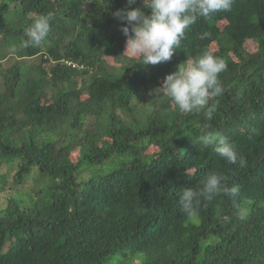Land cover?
<instances>
[{
	"label": "trees",
	"instance_id": "trees-1",
	"mask_svg": "<svg viewBox=\"0 0 264 264\" xmlns=\"http://www.w3.org/2000/svg\"><path fill=\"white\" fill-rule=\"evenodd\" d=\"M125 7L0 0V264H264V0L199 17L157 65L123 56L127 25L113 13ZM49 13L48 38L25 46ZM205 51L227 65L211 112L150 94ZM207 132L246 166L204 146ZM209 172L239 192L202 200L189 218L180 194Z\"/></svg>",
	"mask_w": 264,
	"mask_h": 264
},
{
	"label": "clouds",
	"instance_id": "clouds-1",
	"mask_svg": "<svg viewBox=\"0 0 264 264\" xmlns=\"http://www.w3.org/2000/svg\"><path fill=\"white\" fill-rule=\"evenodd\" d=\"M234 0H142L140 7L132 8L136 0H127V7L119 9L113 16L127 26L121 31L125 35L124 54L139 57L142 65H157L168 62L185 38L186 30L199 17L210 18L214 13L230 11ZM149 10V14L145 13ZM52 13L40 16L27 32L25 46H39L51 32ZM131 33V34H130ZM207 36L208 34L205 33ZM226 62L207 51L190 63L182 64L175 72L164 78L162 84L151 90L152 95L164 96L181 112L194 110L211 112L215 104L210 100L223 94L219 74L226 70ZM218 102V101H217ZM204 146H213L214 152L230 165L246 166L234 143L219 133L207 132L201 138ZM200 188H185L179 197L183 212L194 218L198 215L202 200H212L221 194L234 198L238 186L228 187L226 177L216 172L207 173ZM246 210H240L241 219ZM225 222L231 217L225 216Z\"/></svg>",
	"mask_w": 264,
	"mask_h": 264
},
{
	"label": "rangeland",
	"instance_id": "rangeland-1",
	"mask_svg": "<svg viewBox=\"0 0 264 264\" xmlns=\"http://www.w3.org/2000/svg\"><path fill=\"white\" fill-rule=\"evenodd\" d=\"M244 47H245V50H246L248 53H252V52L255 51V45H254L251 41H247V42L244 44ZM125 48H126V44H125L124 49H123V56H124V57H132V56H130V55H128V54H124V52H125ZM208 49H209L210 52H212V50H215V49H216L215 44H210L209 47H208ZM135 58L138 59L139 57H135ZM107 62H108V64H110V65L113 66V67H118V64L114 61L113 58H107ZM26 63L28 64L29 61H26ZM35 63H37V61H36ZM43 67H47V65H44ZM0 84H1V82H0ZM47 97H48V96H47ZM165 103H166V105H167L168 107H172V104H171L169 101H166ZM76 157H77V151H76V149H75V151H72V153H71V157H70L71 161H74V159H75ZM8 182H9V181H8ZM29 185H30V184H29ZM29 187H30V186L26 187V188L24 189V192H25Z\"/></svg>",
	"mask_w": 264,
	"mask_h": 264
}]
</instances>
